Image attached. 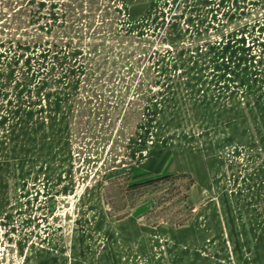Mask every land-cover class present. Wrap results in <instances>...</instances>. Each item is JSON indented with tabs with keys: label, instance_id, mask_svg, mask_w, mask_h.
<instances>
[{
	"label": "rangeland",
	"instance_id": "374dc122",
	"mask_svg": "<svg viewBox=\"0 0 264 264\" xmlns=\"http://www.w3.org/2000/svg\"><path fill=\"white\" fill-rule=\"evenodd\" d=\"M187 227L264 264V0H0V264Z\"/></svg>",
	"mask_w": 264,
	"mask_h": 264
},
{
	"label": "crops",
	"instance_id": "0c3cea01",
	"mask_svg": "<svg viewBox=\"0 0 264 264\" xmlns=\"http://www.w3.org/2000/svg\"><path fill=\"white\" fill-rule=\"evenodd\" d=\"M159 230L161 234L166 236V250L162 253V258H160L158 254H151L149 247L144 246L140 248L139 255L144 259V261L142 260V264H218L216 261H212L209 247L207 250L204 249L203 254L200 248L196 250L195 247L199 246L197 242L199 240L202 242L201 235L196 234L191 228L187 227L183 231L170 232L167 230L164 232L162 229ZM151 234L153 235V233ZM197 236L199 237L198 239ZM128 255L129 250H123L122 253V251L114 249L113 257L109 254L107 256L103 254L102 257L92 259L91 264H130L124 259Z\"/></svg>",
	"mask_w": 264,
	"mask_h": 264
}]
</instances>
